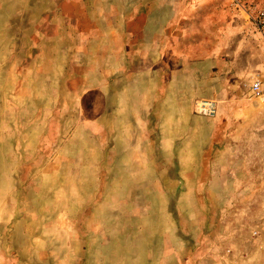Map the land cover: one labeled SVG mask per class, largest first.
I'll return each mask as SVG.
<instances>
[{"label": "rangeland", "instance_id": "1", "mask_svg": "<svg viewBox=\"0 0 264 264\" xmlns=\"http://www.w3.org/2000/svg\"><path fill=\"white\" fill-rule=\"evenodd\" d=\"M248 5L0 0V264H264ZM133 12L174 19L164 56L116 57Z\"/></svg>", "mask_w": 264, "mask_h": 264}, {"label": "crops", "instance_id": "2", "mask_svg": "<svg viewBox=\"0 0 264 264\" xmlns=\"http://www.w3.org/2000/svg\"><path fill=\"white\" fill-rule=\"evenodd\" d=\"M139 8L136 6L130 9L137 12ZM173 24L174 19L140 17L139 13L133 12L130 17L116 23V28L109 34L116 43L114 45L116 57L122 56L125 59L137 56L147 59L164 56V43L169 38L168 32L171 33L167 27H172ZM124 42L132 44L125 47Z\"/></svg>", "mask_w": 264, "mask_h": 264}, {"label": "built area", "instance_id": "3", "mask_svg": "<svg viewBox=\"0 0 264 264\" xmlns=\"http://www.w3.org/2000/svg\"><path fill=\"white\" fill-rule=\"evenodd\" d=\"M234 3H238L235 2ZM238 4H236L237 6ZM254 27L259 31L264 45V8L255 5L245 7ZM250 93L258 100L264 114V70L257 71L252 75L249 83ZM195 112L201 116H213L217 112V103L214 99H199L194 104Z\"/></svg>", "mask_w": 264, "mask_h": 264}]
</instances>
